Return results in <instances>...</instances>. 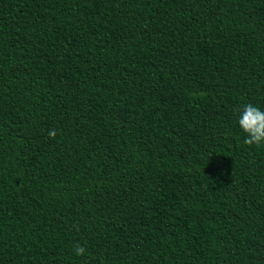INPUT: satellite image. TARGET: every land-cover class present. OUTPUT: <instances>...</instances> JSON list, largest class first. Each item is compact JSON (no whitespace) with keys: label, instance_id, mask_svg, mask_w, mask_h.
I'll return each instance as SVG.
<instances>
[{"label":"trees","instance_id":"1","mask_svg":"<svg viewBox=\"0 0 264 264\" xmlns=\"http://www.w3.org/2000/svg\"><path fill=\"white\" fill-rule=\"evenodd\" d=\"M249 103L264 0H0V264H264Z\"/></svg>","mask_w":264,"mask_h":264},{"label":"clouds","instance_id":"2","mask_svg":"<svg viewBox=\"0 0 264 264\" xmlns=\"http://www.w3.org/2000/svg\"><path fill=\"white\" fill-rule=\"evenodd\" d=\"M238 124L242 131L246 134L244 143L246 145L259 146L264 144V111L249 103L238 110ZM51 138H55V130L49 132ZM85 248L76 245L74 252L77 256L84 255Z\"/></svg>","mask_w":264,"mask_h":264}]
</instances>
